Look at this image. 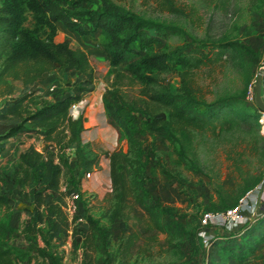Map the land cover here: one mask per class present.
<instances>
[{
  "label": "rangeland",
  "instance_id": "1",
  "mask_svg": "<svg viewBox=\"0 0 264 264\" xmlns=\"http://www.w3.org/2000/svg\"><path fill=\"white\" fill-rule=\"evenodd\" d=\"M89 1L88 5L92 8H97L101 2ZM113 1L145 16L177 23L197 39L205 41L207 47L212 41L224 40L226 43L223 47H213L208 63L181 67L174 59H167L160 75L171 91L181 85L183 78L196 95L206 100L225 94H231L235 99L233 104L223 107L218 116L231 117L233 122L229 120L219 131L218 127L212 130L209 125L200 129L174 126L172 130L178 138L176 141L164 138L159 132H143L140 113L120 112L139 131L136 134L140 142L138 169L147 191L146 203L169 206L165 217L174 229L167 233L158 232L148 248L135 249L127 261L116 260L113 264H264V210L247 222V226L250 225L248 229H237L236 232L233 228L232 233L226 236L215 230L220 228L221 232L227 233L225 226L209 225L206 228L210 229L211 235L205 244L197 233L203 211L219 207L221 199L238 192L245 180L255 178L252 187L264 181V132L260 130L257 120L258 107L254 100L245 97L248 83H252L253 87L258 68L264 67V0H173L185 13L171 12L163 8L158 0ZM85 26L89 28L88 24ZM52 38L54 41L67 39L72 47H79L88 55L92 79L88 84L89 89L79 99H86V109H83L86 115L94 117L96 121L102 116L106 117L102 104L104 100L113 102L108 92L112 89L125 100L140 96L136 84H113L114 72L124 70L131 55L115 66L109 65L105 52L107 33L104 30L94 29L82 34L61 22H55ZM195 42L187 35L168 34L158 37L153 47L181 53L188 52ZM243 46L252 52H246ZM44 73L47 75L46 81L36 96H47L49 100L74 92V83L86 78L70 66L55 65L51 71ZM12 83L18 91L20 82L14 80ZM261 84L264 102V73ZM51 85L53 88L50 90ZM148 85L154 84L149 82ZM2 97L0 95V102ZM80 107L81 104L72 108V113H76ZM213 120L216 123V118ZM111 123L114 128V122ZM9 139L13 137L5 141L6 148L0 151V191L11 197L12 201L0 203V221L12 226L15 232L6 237L12 251L4 264H52L29 247L30 240L24 237L26 234L33 237L37 245L52 251L60 264H81L82 238L87 229L86 215L98 218L108 227L112 247L126 222L121 217L109 218L107 210L111 203V184L109 158L105 152L118 148L126 150L125 137L121 133L116 134L113 144H105L103 139L88 143L98 154L100 164L91 170L95 174L87 176L89 179L84 181L83 188L79 185V179L78 182L73 180V167L69 164L62 167L61 189L68 192L74 189L80 193L78 212L83 220L75 225L69 224L59 238L52 237L48 241H44L37 231L26 228L30 222V204L19 195L18 187L1 175L5 171L14 173L16 170L17 148L12 140L8 143ZM41 151L45 155L51 153L44 143ZM71 153V150L66 152L69 156ZM132 213L139 217L145 215L142 204L134 205ZM133 221L132 218L128 220L127 231L133 230ZM44 226L41 224V227ZM136 226L144 233L140 224L136 223ZM238 232L241 233L239 237Z\"/></svg>",
  "mask_w": 264,
  "mask_h": 264
},
{
  "label": "trees",
  "instance_id": "2",
  "mask_svg": "<svg viewBox=\"0 0 264 264\" xmlns=\"http://www.w3.org/2000/svg\"><path fill=\"white\" fill-rule=\"evenodd\" d=\"M158 1L171 12L185 13L173 0ZM89 2L0 0V95H3L0 102V151L9 137L21 132L40 137L51 151L45 155L33 143H29L17 155L15 172L5 171L1 175L18 187L19 195L30 204V222L26 228L40 233L44 241L52 237L59 238V234L71 223L62 208L68 193V190L61 189L62 167L72 161L73 180L78 182L86 172L98 165L99 158L88 142H82L80 138L85 120L83 109L72 113L69 108L71 103H79L81 94L89 89L92 72L88 55L81 48L72 47L67 39L54 41V24L61 22L82 34L94 29L104 30L107 33L105 52L109 65L115 66L131 55L126 68L114 72L113 84H136L140 95L125 100L118 91L112 89L108 92L114 103L104 100L102 104L108 123L111 125V121L114 122L115 137L121 133L127 144L126 150L118 148L105 152L109 158L111 184V203L107 210L109 218L121 217L126 223L110 247L108 227L98 218L86 215L87 229L82 238L81 264H113L116 260L127 261L133 251L148 248L158 232L167 233L174 229L165 217L169 206L146 203L147 191L138 169L140 142L136 134L139 131L120 112L140 113L143 132H159L164 138L176 141L178 138L172 130L174 126L200 129L209 125L212 130L218 127L219 131L229 120L233 122L231 117L218 116L221 109L233 104L235 99L231 94H225L206 100L196 95L183 78L181 85L171 91L164 85L160 75L167 59H174L181 67L208 63L213 47H223L226 43L224 40L212 41L207 47L205 41L197 39L177 23L145 16L113 0H101L97 8L89 7ZM168 34L187 35L196 42L188 52L155 49L153 44L157 38ZM243 48L246 52H252L248 47ZM55 65L70 66L86 78L74 83L72 93L62 94L52 100L37 97L29 87L43 72L51 71ZM14 80L20 82L18 91L12 83ZM149 82L154 85H148ZM262 90L261 84L260 94ZM214 118L216 123H213ZM68 150L72 151L73 158L66 154ZM255 181V178L243 181L238 192L221 199L219 207L212 210H223L234 205ZM11 201V197L0 191V203ZM138 203L145 210V215L140 217L132 213L134 205ZM260 209L263 213L264 206ZM130 218L134 220V227L127 231ZM136 223L140 224L144 233L139 231ZM41 224L45 226L41 227ZM249 226L246 221L240 223L236 232ZM14 232L12 226L0 221V264H4L11 255L12 247L7 244L6 237ZM221 233L226 236L232 230ZM237 235L239 237L241 233ZM24 237L30 240L29 247L44 260L60 264L52 251L37 245L30 235Z\"/></svg>",
  "mask_w": 264,
  "mask_h": 264
},
{
  "label": "built area",
  "instance_id": "3",
  "mask_svg": "<svg viewBox=\"0 0 264 264\" xmlns=\"http://www.w3.org/2000/svg\"><path fill=\"white\" fill-rule=\"evenodd\" d=\"M53 85L49 87L51 90ZM245 97L254 100V85L248 83L245 91ZM78 107V103H71L69 108L72 109ZM258 122L260 130L264 132V111L257 109ZM90 172H86L84 175L89 176ZM80 193L77 190H70L64 198V204L62 208L67 215L70 224L82 222V216L78 212V201ZM264 206V181L261 184H257L243 194H241L237 202L223 210H205L202 212L199 219V229L197 231L201 241L205 244L210 237V231L206 228L209 225L218 224L225 226L227 230L236 229L240 223L252 221L258 214H261L260 207Z\"/></svg>",
  "mask_w": 264,
  "mask_h": 264
},
{
  "label": "crops",
  "instance_id": "4",
  "mask_svg": "<svg viewBox=\"0 0 264 264\" xmlns=\"http://www.w3.org/2000/svg\"><path fill=\"white\" fill-rule=\"evenodd\" d=\"M47 75L43 72L29 87V89L34 90L36 94L40 93L42 91L41 85L44 84V81H46ZM47 98V96L45 97ZM85 102L86 99L82 98L81 102L78 103L81 104L80 109H86L85 107ZM91 102V101H90ZM94 104L97 105V101H94ZM84 106V107H83ZM85 115V120H84V128L80 132V138L82 142H88L89 144L92 143V140L94 139H103L105 140L104 143L107 144L106 142H110L113 144L115 142V130L111 127V125L107 122L106 123V117L102 116L98 118L99 121H96L94 117H91L89 115ZM93 125H96L95 127H91ZM114 135V137H113ZM13 139H9L8 143H11L13 141L15 147L17 148L16 150V157L18 153L23 150L29 143H33L39 150H41V146L44 143L43 140L40 137H35L33 134L29 132H21V133H16L15 135L12 136ZM12 140V141H11ZM6 148V146H4ZM115 150V149H114ZM73 158V156H71ZM100 164V161L98 162ZM69 166L72 168L73 167V162H69ZM74 169V168H72ZM74 173V170H73ZM92 175L93 171L90 172ZM89 179L88 177H81L79 179V185L83 188V183L85 180ZM216 231L221 233L220 228H216ZM210 231V229H209ZM211 232V231H210Z\"/></svg>",
  "mask_w": 264,
  "mask_h": 264
},
{
  "label": "water",
  "instance_id": "5",
  "mask_svg": "<svg viewBox=\"0 0 264 264\" xmlns=\"http://www.w3.org/2000/svg\"><path fill=\"white\" fill-rule=\"evenodd\" d=\"M264 73V67H260L257 70L255 79H254V102L256 104V106L264 111V102L262 101L261 98V79Z\"/></svg>",
  "mask_w": 264,
  "mask_h": 264
}]
</instances>
